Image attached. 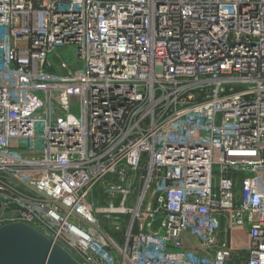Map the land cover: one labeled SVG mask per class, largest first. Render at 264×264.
I'll return each instance as SVG.
<instances>
[{"label": "built area", "instance_id": "1", "mask_svg": "<svg viewBox=\"0 0 264 264\" xmlns=\"http://www.w3.org/2000/svg\"><path fill=\"white\" fill-rule=\"evenodd\" d=\"M12 224L77 264H264V0H0Z\"/></svg>", "mask_w": 264, "mask_h": 264}, {"label": "water", "instance_id": "2", "mask_svg": "<svg viewBox=\"0 0 264 264\" xmlns=\"http://www.w3.org/2000/svg\"><path fill=\"white\" fill-rule=\"evenodd\" d=\"M0 264H77L59 247L23 224L0 228Z\"/></svg>", "mask_w": 264, "mask_h": 264}, {"label": "rangeland", "instance_id": "3", "mask_svg": "<svg viewBox=\"0 0 264 264\" xmlns=\"http://www.w3.org/2000/svg\"><path fill=\"white\" fill-rule=\"evenodd\" d=\"M61 54H62V57H64L65 59H70L71 58V56H72V54H71V52L69 51V50H66L65 52L63 51V52H61ZM238 179H240V178H238ZM241 182H242V179L241 180H238L237 181V187H236V192H237V194H239V193H241ZM98 189H100V188H98ZM100 191L102 192V189H100ZM99 195V194H98ZM99 200H103V198H102V196L101 195H99ZM100 206H102V202H100ZM123 222H124V220H123ZM113 225L114 224H111V226L113 227ZM106 228H107V226H106ZM109 231L111 232V233H113V235H115V231L110 227L109 228ZM42 235V234H41ZM45 239L47 238V236H45V235H42ZM67 255H69V257H71V258H73L74 256H73V252L71 251V250H68V249H65V250H63ZM74 259V258H73Z\"/></svg>", "mask_w": 264, "mask_h": 264}, {"label": "crops", "instance_id": "4", "mask_svg": "<svg viewBox=\"0 0 264 264\" xmlns=\"http://www.w3.org/2000/svg\"><path fill=\"white\" fill-rule=\"evenodd\" d=\"M98 194L102 196L100 189H96V190L94 191V193H93V197L99 199V195H98ZM102 198H103V196H102ZM100 202H102V206H101V207H106V206L111 202V200H110V199H107V198H103V200H100ZM114 203L116 204V206L119 205V201H118V200L114 201ZM240 235H241V234H240ZM242 236H243V235L240 236L241 239H243Z\"/></svg>", "mask_w": 264, "mask_h": 264}, {"label": "bare ground", "instance_id": "5", "mask_svg": "<svg viewBox=\"0 0 264 264\" xmlns=\"http://www.w3.org/2000/svg\"><path fill=\"white\" fill-rule=\"evenodd\" d=\"M243 237V236H242Z\"/></svg>", "mask_w": 264, "mask_h": 264}]
</instances>
